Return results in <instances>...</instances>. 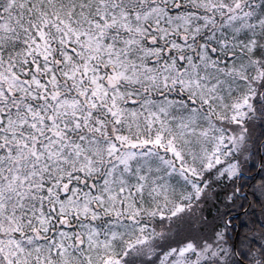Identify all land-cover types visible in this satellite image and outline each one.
<instances>
[{
    "label": "snow or ice",
    "instance_id": "obj_1",
    "mask_svg": "<svg viewBox=\"0 0 264 264\" xmlns=\"http://www.w3.org/2000/svg\"><path fill=\"white\" fill-rule=\"evenodd\" d=\"M0 264H264V0H0Z\"/></svg>",
    "mask_w": 264,
    "mask_h": 264
}]
</instances>
